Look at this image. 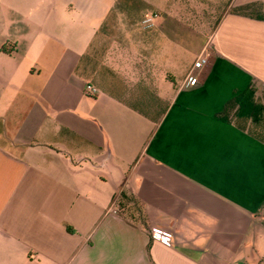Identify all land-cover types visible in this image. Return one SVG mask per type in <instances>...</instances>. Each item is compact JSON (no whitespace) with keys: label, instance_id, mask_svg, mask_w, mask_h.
Wrapping results in <instances>:
<instances>
[{"label":"crops","instance_id":"1","mask_svg":"<svg viewBox=\"0 0 264 264\" xmlns=\"http://www.w3.org/2000/svg\"><path fill=\"white\" fill-rule=\"evenodd\" d=\"M30 1L6 4L27 24L32 16L21 8ZM112 1L43 4L46 25L60 17L57 7L81 15L76 42L65 44L77 57L69 70L82 80L80 68L101 57L98 72L86 75L100 92L89 122L83 99L73 98L65 111L23 113L9 126L0 101V264H261L264 144L217 114L252 83L264 87V21L235 12L264 9V0H188L203 30L184 0H172L166 13L152 6L156 26L122 34L124 56L121 34L102 32L111 10L94 20L88 46L78 23L84 10ZM203 52L208 65L193 70ZM191 72L198 83L186 86ZM119 118L136 132L101 124ZM153 227L173 233L171 247L152 239Z\"/></svg>","mask_w":264,"mask_h":264},{"label":"rangeland","instance_id":"2","mask_svg":"<svg viewBox=\"0 0 264 264\" xmlns=\"http://www.w3.org/2000/svg\"><path fill=\"white\" fill-rule=\"evenodd\" d=\"M145 1L148 4H145L143 1L140 2V0H113L109 7L102 6L103 4H101L99 8H90L88 11L84 10V16H82V19L78 23H82L83 43L85 46H88L92 40L93 27H97V22L94 20L103 21L110 10L111 13L109 16L107 15L109 21L108 23L106 22L107 24H105L102 32L112 38L127 33L130 27L133 29L137 28V31L142 30V21L146 16L142 17L140 21L141 25L139 21L137 24L135 20H139L140 16L145 14V12L158 14V12H153L155 7L152 6H156V8L159 6V9L166 13L170 7L169 3L173 5L172 0ZM187 1L184 0V10L185 12L190 10L191 13L188 16L185 14V16L197 22L192 24L193 27L195 26L197 29L203 30L202 22H200L203 20V17H196V15V18L193 17L198 9L194 7V4H189V6L191 5L196 9L195 12L192 11L193 8L190 9L188 7ZM46 2L47 0H31L29 2L30 9L26 7L21 8L23 13L29 12L34 19L33 21L30 18L27 24H23L19 18L13 17L15 15L13 13L14 9L6 4V0L0 1V13L3 12L2 15L4 16L3 21L0 18V75L4 81L3 85H0V101L2 102V111L5 113L9 112L11 115L9 126H12L13 122H17V120H13L16 115L20 119L23 113L39 110L47 111V113L65 111L68 108V100L73 98L77 100L83 99L81 100L80 107H82V111L80 112L89 118L87 119L89 122L91 119L92 101L100 94L98 89L92 85H88V83H91V79L90 77H86V75L92 76L95 72H98L97 64H99L101 57L97 55L94 60L88 62L89 69H87L88 67L80 68V74L84 75L82 76V80L77 77L75 72L68 69V66H73L77 57L71 53L72 49L68 50L66 48L65 44L70 47V43L76 42L74 39L72 40V34L74 33L77 19L81 15L72 9L70 10L72 14L65 17L62 9L57 7L56 11H58L57 13L60 17L64 15L62 17L64 21L58 17L56 22L46 25L43 23V4ZM52 5L54 10V6L58 5V0H52ZM197 5L199 4L195 6ZM218 18L219 14L210 17L212 22H215ZM213 25L214 23H208L204 27L210 30ZM77 27L81 26L78 24ZM118 41L119 44H117L120 47L117 44L115 46L116 48L119 47L122 56H124L127 53L124 37H120ZM97 43L99 41L96 42L94 48L108 47V40L102 45H98ZM201 55L202 53L199 57ZM164 88L163 86L159 87V90L165 96H168V90ZM127 123L124 118L111 119V121L106 122L101 119V124L107 132L114 129L115 132L122 130L134 134L136 132V125L132 127L133 129L123 130V127ZM125 128L127 129L128 127L125 126ZM134 137L137 139L138 136ZM134 142L137 145H141L135 140ZM113 167L116 177L121 178V168L116 163L113 164Z\"/></svg>","mask_w":264,"mask_h":264},{"label":"trees","instance_id":"3","mask_svg":"<svg viewBox=\"0 0 264 264\" xmlns=\"http://www.w3.org/2000/svg\"><path fill=\"white\" fill-rule=\"evenodd\" d=\"M257 6L259 5L247 6L235 12L264 21L263 6ZM217 117L247 132L264 144V87L252 83L247 90L229 100ZM262 213H264V202L259 209V215ZM262 224L264 225V220ZM261 264H264V257Z\"/></svg>","mask_w":264,"mask_h":264},{"label":"built area","instance_id":"4","mask_svg":"<svg viewBox=\"0 0 264 264\" xmlns=\"http://www.w3.org/2000/svg\"><path fill=\"white\" fill-rule=\"evenodd\" d=\"M158 14H151L146 16L142 21L143 29L149 30L156 26V20ZM209 54L208 52H203L202 55L195 62L193 70H202L209 63ZM198 83V78L194 76V73L191 72L188 78L185 81L186 86H195ZM150 235L154 241L160 242L166 247H171L173 244L174 235L170 231L160 229L158 227H153L150 230Z\"/></svg>","mask_w":264,"mask_h":264}]
</instances>
